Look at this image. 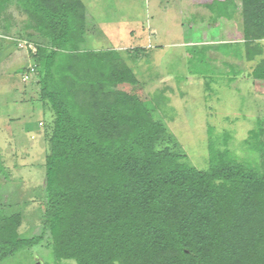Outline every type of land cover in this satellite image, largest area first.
Returning a JSON list of instances; mask_svg holds the SVG:
<instances>
[{
    "label": "trees",
    "instance_id": "obj_1",
    "mask_svg": "<svg viewBox=\"0 0 264 264\" xmlns=\"http://www.w3.org/2000/svg\"><path fill=\"white\" fill-rule=\"evenodd\" d=\"M235 1L210 8L232 20ZM239 2L244 52L229 79L264 82V0ZM12 3L48 41L35 69L54 118L41 232L22 237V215L0 209V261L47 240L58 263L264 264V121L242 142L263 170L240 161L227 134L209 135L199 169L160 147L169 129L150 106L157 100L139 95L120 53L87 50L82 0H0V17Z\"/></svg>",
    "mask_w": 264,
    "mask_h": 264
},
{
    "label": "rangeland",
    "instance_id": "obj_2",
    "mask_svg": "<svg viewBox=\"0 0 264 264\" xmlns=\"http://www.w3.org/2000/svg\"><path fill=\"white\" fill-rule=\"evenodd\" d=\"M82 1L93 12L88 15L95 16L87 29V47L118 50L140 81L139 95L157 100L150 106L169 129L161 148L186 153L191 165L205 169L209 135L221 142L227 134L239 160L263 170L258 153L247 151L242 142L258 120L264 121V82L244 74L233 82L229 79L241 71L237 67L242 65L244 48L239 39L211 49L183 47L182 34H190L193 42L201 41L202 27L188 23L180 0H171L166 10L158 6L159 0ZM237 3L236 22L234 16V23L220 20V27L232 26L233 32L213 27L210 40L226 37V33L235 38L241 34V6ZM30 25L29 16L15 3L0 17V209L6 215H22L19 233L24 238L39 235L42 229L45 160L54 118L50 106L41 100L35 69L37 46L48 41ZM208 51L221 56L216 58ZM46 245L47 240L0 264H76L58 263Z\"/></svg>",
    "mask_w": 264,
    "mask_h": 264
},
{
    "label": "crops",
    "instance_id": "obj_3",
    "mask_svg": "<svg viewBox=\"0 0 264 264\" xmlns=\"http://www.w3.org/2000/svg\"><path fill=\"white\" fill-rule=\"evenodd\" d=\"M215 1H222V0H180V2H181L180 4H181V8H182V14H184L185 16L188 15V18H189L188 23H192L193 26H195V27L196 26L202 27V28H199V29H201V34H202V36H200V39H202L201 41L193 42V40H191L192 38H191L190 34L188 36L186 35V32H184L182 34L183 39H184V41L182 43L183 47H185V48L186 47L195 48L197 46L213 47V46H218L221 44L233 43L235 41L233 39H239V37L235 38V37H233V35H229L228 33H226L227 34L226 37L219 35L217 40H215L216 39L215 37L212 40H210L213 27L219 28L221 26L220 20L223 19V18H218L219 13L217 12L216 9H215V11H213L210 8V6L215 3ZM237 2H239V1L238 0L235 1L236 7H238ZM170 3H171V0L170 1L169 0H159L158 6L161 9L165 8V10H166V9H168V6ZM86 8H87V14L92 12L90 10V7L86 6ZM237 13H239V12L237 11L235 13L236 16L238 15ZM87 16H88V21L90 23L89 26L92 27L91 23H92V20L95 19V16H94V14H93V16H91V15H87ZM232 20H229L231 22H227L226 24L236 22L235 16H234V22ZM210 22L213 23L212 24L213 26L210 24ZM91 29L92 28H90V30ZM230 29L233 30L232 26H229V25L225 26L224 25L223 27H220L219 30H220V32H229L230 33ZM237 29H238V25L236 24V28H235L236 34H238ZM89 34H91V33H89ZM208 35H209V38H208ZM239 40L242 42L241 38ZM88 42H89V40H88V33H87L86 48H87V50H92V49L88 48L89 47ZM262 46H264V45L262 44ZM123 49H125V48H121L120 50H123ZM93 50L98 51L96 49H93ZM113 50H115V49H113ZM208 52H210V51H208ZM209 54L211 56H215L216 58H220V56H221V55H216V52H210ZM248 65L249 64H247V66Z\"/></svg>",
    "mask_w": 264,
    "mask_h": 264
}]
</instances>
